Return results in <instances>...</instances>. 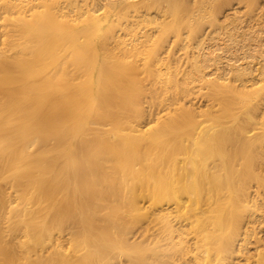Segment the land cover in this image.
<instances>
[{"label":"rangeland","instance_id":"obj_1","mask_svg":"<svg viewBox=\"0 0 264 264\" xmlns=\"http://www.w3.org/2000/svg\"><path fill=\"white\" fill-rule=\"evenodd\" d=\"M93 1L0 0V50H6L10 62L27 44L19 37L17 17L30 21L44 15L47 22L38 23L61 34H86L83 43L69 47L72 78L56 84L59 90H70L76 120L72 129L83 128L78 141L85 150L71 153L75 162L70 158L67 168H60L44 163L63 158L55 147L48 151L51 130L31 131L38 139L35 147L18 137L21 145L14 146L28 148L29 160H37V180L30 189L33 173L21 175L27 181L22 189L28 188L26 199L21 198L17 175L2 176L0 169V264H116L113 226L123 168L133 163L135 173L143 175L149 157L160 151L171 165L185 160L194 173L215 160L219 166L212 169L213 176L222 183L233 180L251 193L250 201H244L250 207L244 213L253 217L247 229L249 247L231 264H260L255 261L264 255V114L259 111L264 106V0H146L143 6L116 8H97ZM233 7L236 11L225 19ZM88 10L96 11L95 16ZM108 28L116 33L107 47ZM211 102L220 125L195 144L190 139L186 147L198 112ZM70 126L53 133L67 141ZM115 130L116 138H111ZM214 131L219 145L222 138L240 141L209 154L205 146ZM124 135L132 139L129 147L150 150L151 155L139 161L125 156ZM110 154L116 165L96 171L101 157ZM196 178L202 181L204 175ZM100 248L105 251L98 252Z\"/></svg>","mask_w":264,"mask_h":264},{"label":"bare ground","instance_id":"obj_2","mask_svg":"<svg viewBox=\"0 0 264 264\" xmlns=\"http://www.w3.org/2000/svg\"><path fill=\"white\" fill-rule=\"evenodd\" d=\"M3 1L4 4L7 3V0ZM145 1L93 2L97 8H116L118 5L143 6ZM70 4L71 2L67 6ZM10 7L20 6L11 4ZM236 9L231 8V12L224 15L225 19ZM87 12L92 17L96 11ZM61 15L66 18L68 16L64 11ZM17 18L19 37H25L27 44L16 50L18 52L11 62L7 60L6 50H3V47L0 50V169L2 176L9 172L17 175L14 181L20 187V197L26 199L28 188L22 187L27 185V181L21 175L33 173L31 189L37 180L34 174L37 160H29L28 148L18 149L14 146L20 144L18 137L27 140L29 146L35 147L38 139H33L34 133L40 129L51 130L53 136L47 142L52 145L48 151L55 147L63 158H48L44 163L60 168H67V164L71 163L70 158L72 163L75 162L74 156H70L71 153L74 155V151L85 150V146L81 147L78 141L83 134V128L78 126L72 129L71 123L76 120L70 112V90H59L56 84L60 81L68 83L72 78L69 47L73 43H83L86 34L78 37H70L66 31L61 34L57 28L53 30L47 23H38L40 19L47 22L44 15L34 17L30 21ZM115 33L111 28L105 30L104 43L107 47ZM49 48L51 50L43 53ZM61 49L64 53L57 55ZM45 59L48 60L44 61ZM48 63H51V66ZM44 64L49 67L38 71L37 68L43 69L41 65ZM85 66L88 67V64ZM81 67L82 64L79 68ZM213 107H216V104L211 102L198 112L200 118L197 114L193 134L187 135L186 147L190 146V139H193L195 144L199 141V136L220 125L218 114L214 113ZM263 110L262 105L259 111L264 114ZM69 126L70 135L67 141L58 136L59 133H53L66 130ZM131 129L140 130L133 128V125ZM216 133L214 131V134L209 135V143L205 146L209 154L223 147L232 149L233 145L240 141V137H235L231 142L222 138L219 145L220 137ZM124 136L122 149L127 153L125 156L130 155L135 161H139L151 155L150 150L136 151L129 147L132 139ZM110 137L116 138V130ZM57 138L60 139L59 142L56 141ZM52 139L55 142L51 141ZM101 146L98 145V148ZM49 160L51 162H48ZM220 162L224 163L222 158ZM112 165H116V158L112 154L104 159L101 157L96 171L101 172ZM131 166L123 168L125 178L119 183L117 192L120 197L116 194V223L112 225L116 227V264H231L232 260L238 258L239 253H246L250 242L247 229L253 217L248 218L244 213V210L250 209L244 201H250L251 193L243 185L233 184V180L228 179L226 183H222L217 175L213 176L212 169L219 166L215 160L206 161L204 166L194 173L188 171L185 160L177 159L175 164L171 165L170 158L160 151L149 157L145 174L135 173V165L131 163ZM195 169L194 165L190 170ZM198 174L204 175L202 181L196 178ZM10 197L13 196L8 191L6 199ZM30 202L25 201V204ZM35 204L34 201L31 207ZM103 251L105 250L100 248L98 252ZM124 255H127L125 259ZM251 256L249 254L246 260ZM263 256L259 255L260 258L255 263L264 264V261H261Z\"/></svg>","mask_w":264,"mask_h":264}]
</instances>
